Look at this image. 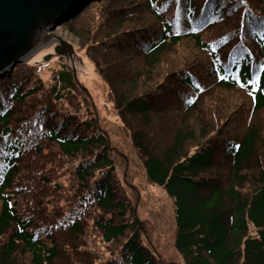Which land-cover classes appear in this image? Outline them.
Here are the masks:
<instances>
[{"label": "trees", "instance_id": "trees-1", "mask_svg": "<svg viewBox=\"0 0 264 264\" xmlns=\"http://www.w3.org/2000/svg\"><path fill=\"white\" fill-rule=\"evenodd\" d=\"M121 1L101 18L114 31L88 50L113 47L139 64L121 97L94 56L145 175L173 201V258L143 215L130 158L98 127L72 70L46 84L36 63L22 62L0 77V264H264V127L253 124L264 110V0ZM137 15L148 23L116 33ZM175 46L180 63L158 72ZM234 94L248 124L215 132L222 154L206 138L236 109ZM206 96L205 123L191 112ZM149 116L178 119L159 150L140 135ZM38 179L46 192L36 202L28 190Z\"/></svg>", "mask_w": 264, "mask_h": 264}, {"label": "rangeland", "instance_id": "rangeland-1", "mask_svg": "<svg viewBox=\"0 0 264 264\" xmlns=\"http://www.w3.org/2000/svg\"><path fill=\"white\" fill-rule=\"evenodd\" d=\"M95 1H99L98 4L94 3L88 5V7L86 6L87 8L85 7V10L83 8L81 12L78 13L79 15L75 16L76 18H72V21L67 20L58 25L48 37L44 38V40H42L40 44L36 46L34 52L28 56L29 58L26 62L28 64L36 63L38 65L39 71L41 72V78L44 82H46V84L53 80L58 71L64 70L66 69V67H71L70 69L73 73V78L75 80L74 82L79 85L80 89L83 88V90L85 91L84 92L81 89L84 92L89 103L88 107H90L92 113L96 117V122H99L98 127L107 130L112 137H115L114 140L116 142L114 146L120 148L130 158L129 168H131L132 174V176L130 174V179L132 180V177L134 178L135 186L138 187L142 195L145 197V201L140 203V206H142L144 210L143 215L144 217L146 216V218L152 221L155 230L154 233L155 236H157L156 241L161 243L162 250L170 257H172V243L175 230L173 201L167 195L161 197L157 192L158 190L153 184L152 185L154 186V188L151 187L152 185L145 175L143 165L138 159L139 157L137 158V156L133 152V149L131 148L128 136L125 133V125L121 122V120H119V117H116V114L112 107L113 105L111 104V100L108 96V92L110 91L109 84L96 71V59H94V56L96 54H99L100 57L96 61L101 64L103 70L107 67L105 76L108 79L112 80L115 91L117 93H120L121 97L126 96L125 93L127 85L132 86V88L135 86L134 84L131 85L130 76L136 72L134 67L138 62L134 59L125 61L126 56L121 53H116L113 47H107L108 49L104 50V46H101L98 53L90 54L88 50V48H90V44L97 42L99 46L101 41H103L104 38L107 37L109 29L111 30V32L114 31V25H109L104 21L101 22L103 14H107V11L113 8V5L110 4V0H104L103 2L101 0ZM122 1L130 3L131 1L135 0ZM125 4L128 5V3ZM148 17V15H137V17H134L132 21H121V28L117 29L116 33L124 29L133 28L137 25H140L141 27L148 23ZM60 40H63L64 42L70 44L71 48L61 45ZM55 46H59L57 49L58 53ZM97 50L98 49L91 50V53H95ZM69 52L70 54H72L71 58L67 57L69 55ZM181 53V46H175L170 52L166 51L162 55H160L159 59L161 60H159V63L157 65L158 72L163 73L167 70V68H165V65L163 64L165 63V60L166 63L172 64L171 67H168L167 71L175 69V66H177L181 61ZM137 65L139 66V64ZM124 77H129V80L123 79ZM139 83L140 81H138V84ZM130 86L129 88H131ZM142 90V92H144L150 89L145 88V90ZM217 92L221 91H211V99L214 98V95H216ZM232 97L235 100L236 109L232 110L228 120L221 122V125L223 126L217 127L216 130L213 129V131H211L206 138L208 141H213L214 143L212 144V147L217 152H221L222 154H224L223 143H221V139L216 142L214 141L215 139H217L213 137L215 132L221 129L223 133L236 132L242 134L241 129L244 127L246 128L248 124L246 123V118H244L246 109L243 108L244 106L242 105L243 98L239 94H234ZM207 99L208 97L206 96V99H202L199 103H197L195 107L196 109L191 112V114L197 115L199 117L198 119L205 121V123L209 122L213 117L208 114V111H206V107L208 108V105L210 104ZM213 106H215V104ZM240 112H242L243 117H238L237 119V116H239ZM210 116L211 118H209ZM127 119H130V117H128ZM149 119L151 120L153 118L149 116ZM166 119L158 116L153 121H148L140 127L142 130L140 135L144 138V142L150 147L155 148L156 150L161 149V146L166 145L171 140L174 133L173 128L177 126L176 124L178 122V119ZM258 120L261 121L262 124H260ZM256 123L264 127V110H260L258 112L256 122L253 121V124L255 126L257 125ZM194 125V127L197 126V124L195 123ZM112 130L114 131L115 135ZM196 132H199V130L197 129ZM198 137V133H196L195 138L192 141L193 144L199 143ZM147 140H151V143H149ZM200 142H203V139H201ZM195 147L197 148L198 146L193 145L191 149L187 148V150L192 152ZM255 153L257 155V151ZM257 160L260 161V157L258 155ZM262 160H264V157H262ZM251 162L250 166L254 167L255 162ZM27 168H30V164ZM220 174V178H223L224 172ZM27 175L30 177L28 173ZM35 184L36 185L33 186L34 189L32 188V190L28 191L31 194V198L38 202L39 198L42 197V195L46 192V189H44L40 185L39 179Z\"/></svg>", "mask_w": 264, "mask_h": 264}, {"label": "water", "instance_id": "water-1", "mask_svg": "<svg viewBox=\"0 0 264 264\" xmlns=\"http://www.w3.org/2000/svg\"><path fill=\"white\" fill-rule=\"evenodd\" d=\"M90 1L0 0V77L27 60L42 37H48ZM60 44L70 47L63 40Z\"/></svg>", "mask_w": 264, "mask_h": 264}, {"label": "bare ground", "instance_id": "bare-ground-1", "mask_svg": "<svg viewBox=\"0 0 264 264\" xmlns=\"http://www.w3.org/2000/svg\"><path fill=\"white\" fill-rule=\"evenodd\" d=\"M44 38H46V36L42 37V38L37 42L38 44H37V43H36V44L39 45L40 42H41L42 40H44Z\"/></svg>", "mask_w": 264, "mask_h": 264}]
</instances>
